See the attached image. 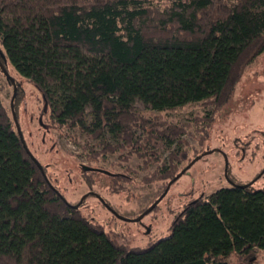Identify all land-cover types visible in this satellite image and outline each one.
Returning <instances> with one entry per match:
<instances>
[{
	"label": "trees",
	"instance_id": "trees-1",
	"mask_svg": "<svg viewBox=\"0 0 264 264\" xmlns=\"http://www.w3.org/2000/svg\"><path fill=\"white\" fill-rule=\"evenodd\" d=\"M168 1L0 0V47L40 92L52 124L117 142L101 141L94 152L70 135L89 157L130 149L152 163L156 142L177 143L152 176L165 182L188 159L186 126L148 119L135 103L156 111L219 108L264 53V0ZM253 185L231 184L191 201L170 236L128 248L52 187L0 100V264H257L264 188Z\"/></svg>",
	"mask_w": 264,
	"mask_h": 264
},
{
	"label": "rangeland",
	"instance_id": "rangeland-1",
	"mask_svg": "<svg viewBox=\"0 0 264 264\" xmlns=\"http://www.w3.org/2000/svg\"><path fill=\"white\" fill-rule=\"evenodd\" d=\"M152 1L164 5L169 2ZM8 72L22 90L17 95L21 98L18 121L26 145L42 165L46 179L73 206L86 196L79 207L80 214L103 226L128 248L146 247L152 241L170 236L174 219L186 205L220 187L231 186L225 175L226 159L232 181L248 184L258 178L253 188H264V53L245 68L232 98L219 108L214 104L194 103L176 110L156 111L135 103L136 111L148 119L186 126L181 148L187 151L188 159L182 163V170L204 154L170 186L160 203L138 221L135 219L167 188L169 181L154 180L152 176L168 164L169 155L178 144L165 146L156 142L152 147L159 160L152 163H148L149 158L146 161L131 154L130 149L89 157L73 142L72 134L79 141L90 143L94 152L103 149L101 141L117 142L109 134L96 139L79 129L57 128L44 109L35 85L21 77L9 61ZM13 96V86L0 71V100L10 111ZM88 119L91 120L89 114ZM205 126L207 130L203 131ZM83 165L97 170H84ZM255 251L257 264H264V239ZM230 260L236 263L238 258L233 254Z\"/></svg>",
	"mask_w": 264,
	"mask_h": 264
},
{
	"label": "water",
	"instance_id": "water-1",
	"mask_svg": "<svg viewBox=\"0 0 264 264\" xmlns=\"http://www.w3.org/2000/svg\"><path fill=\"white\" fill-rule=\"evenodd\" d=\"M2 70L5 74V76L7 77V79L13 84L14 86V96H13V99H12V112H13V116H14V120H15V123H16V126H17V130L19 132V135L21 137V140L23 142V145L25 147V149L27 150V152L29 153V155L31 156V158L36 162V164L39 166V168L43 171V167L42 165L40 164V162L35 158V156L30 152L28 146L26 145V142H25V138L23 136V132L21 130V127H20V124H19V121H18V118L16 116V112H15V109H14V100H15V96L17 94V84H16V80L10 75V73L7 71V69L2 66ZM204 154H201L199 156H197L194 160H192L190 162V164L185 168L183 169L175 178H173L169 183H168V186L167 188L165 189L164 193L157 199V201H155L151 207H149L147 210H145V212H143L138 218L135 219V221H138L140 219H142L146 214H148L149 212H151L159 203L160 201L164 198V196L166 195V193L168 192L170 186L177 180L179 179L184 173H186V171L196 162L198 161ZM226 158V157H225ZM83 169L84 170H89V171H94V170H97L95 168H89L87 166H84L83 165ZM225 175H226V178L227 180L233 185V186H236V187H241V188H246L248 186H252L256 181L257 179H254L253 181H251L250 183L248 184H238V183H235L234 181H232L229 177H228V163H227V159H226V169H225ZM86 196H84L82 198V201L73 206L74 208H79L80 205L82 204L83 200L85 199Z\"/></svg>",
	"mask_w": 264,
	"mask_h": 264
},
{
	"label": "flooded vegetation",
	"instance_id": "flooded-vegetation-1",
	"mask_svg": "<svg viewBox=\"0 0 264 264\" xmlns=\"http://www.w3.org/2000/svg\"><path fill=\"white\" fill-rule=\"evenodd\" d=\"M2 66H4L6 69H7V67H8V61H7V57H6V55H5V53H4V51H3V49L0 47V71H1V73H3L4 74V72H3V70H2ZM8 71V70H7ZM5 75V74H4ZM6 77V76H5ZM6 79H7V77H6ZM7 81H8V83L10 84V85H12L13 86V84L7 79ZM17 84V83H16ZM19 87H20V84H17V94H18V89H19ZM13 89H14V86H13ZM17 94H16V96H15V99H16V97H17ZM14 103H15V100H14Z\"/></svg>",
	"mask_w": 264,
	"mask_h": 264
}]
</instances>
